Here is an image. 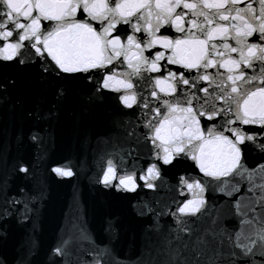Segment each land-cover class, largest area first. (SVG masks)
I'll return each instance as SVG.
<instances>
[{
    "label": "snow or ice",
    "instance_id": "6c2138e0",
    "mask_svg": "<svg viewBox=\"0 0 264 264\" xmlns=\"http://www.w3.org/2000/svg\"><path fill=\"white\" fill-rule=\"evenodd\" d=\"M0 66L12 68L0 104L18 75L39 90L24 112L34 126L16 137L32 162H9L0 143V226L38 230V163L73 177L71 161L51 158L46 124L73 95L110 101L95 183L135 194L130 235L112 216L93 231L74 197L48 264H264V0H0ZM23 248L0 264H31L34 236Z\"/></svg>",
    "mask_w": 264,
    "mask_h": 264
},
{
    "label": "water",
    "instance_id": "95a60500",
    "mask_svg": "<svg viewBox=\"0 0 264 264\" xmlns=\"http://www.w3.org/2000/svg\"><path fill=\"white\" fill-rule=\"evenodd\" d=\"M0 74L10 75L12 68L0 66ZM37 95L39 90L32 89L26 79L18 75L16 87L9 91L8 103L0 104V143L9 146V162L13 156H23L31 163L35 155L31 143L26 140L17 143L16 137L19 132L26 133L34 126L32 120L25 119L24 112L35 106ZM47 106L45 103L44 107ZM110 108V101L95 108H86L80 97L73 95L65 99L56 117L46 122L50 133L48 151L51 158L61 162L71 161L74 175L63 180L51 178L43 174L44 166L38 163L37 176L45 179L48 185V200L38 230L31 233L30 225H19L14 217L9 218L0 226V232L7 233V238L0 242V255L14 261L23 254L24 242L32 235L36 240V250L31 257V264H48V247L53 241L58 223L63 221L64 213L69 211L74 197L78 198L79 207L93 231L98 232L104 220L112 216L120 219L128 235L138 232V221L130 210V203L134 202L135 194L105 188L95 183L94 179L98 172L96 137L105 131L103 117ZM35 126L43 127L44 122ZM81 161L85 162L83 166ZM184 167L187 165L180 166L181 169ZM11 183L15 186L19 181L13 179ZM137 245L138 240L136 245H130L125 239V251L128 253L135 254Z\"/></svg>",
    "mask_w": 264,
    "mask_h": 264
}]
</instances>
